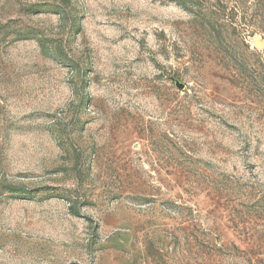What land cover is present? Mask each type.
<instances>
[{
	"label": "rangeland",
	"instance_id": "obj_1",
	"mask_svg": "<svg viewBox=\"0 0 264 264\" xmlns=\"http://www.w3.org/2000/svg\"><path fill=\"white\" fill-rule=\"evenodd\" d=\"M0 264H264V0H0Z\"/></svg>",
	"mask_w": 264,
	"mask_h": 264
},
{
	"label": "trees",
	"instance_id": "obj_2",
	"mask_svg": "<svg viewBox=\"0 0 264 264\" xmlns=\"http://www.w3.org/2000/svg\"><path fill=\"white\" fill-rule=\"evenodd\" d=\"M71 212L73 213V214H75V215H78L79 214V211L76 209V208H73V207H71Z\"/></svg>",
	"mask_w": 264,
	"mask_h": 264
}]
</instances>
